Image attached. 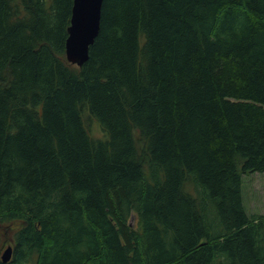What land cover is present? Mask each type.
Listing matches in <instances>:
<instances>
[{
    "label": "trees",
    "instance_id": "1",
    "mask_svg": "<svg viewBox=\"0 0 264 264\" xmlns=\"http://www.w3.org/2000/svg\"><path fill=\"white\" fill-rule=\"evenodd\" d=\"M73 1L0 0V264H264V0H104L80 67Z\"/></svg>",
    "mask_w": 264,
    "mask_h": 264
},
{
    "label": "water",
    "instance_id": "2",
    "mask_svg": "<svg viewBox=\"0 0 264 264\" xmlns=\"http://www.w3.org/2000/svg\"><path fill=\"white\" fill-rule=\"evenodd\" d=\"M104 0H74L65 54L67 60L82 66L89 58V49L94 44L99 31ZM12 256L11 246L0 253V260L8 262Z\"/></svg>",
    "mask_w": 264,
    "mask_h": 264
},
{
    "label": "rangeland",
    "instance_id": "3",
    "mask_svg": "<svg viewBox=\"0 0 264 264\" xmlns=\"http://www.w3.org/2000/svg\"><path fill=\"white\" fill-rule=\"evenodd\" d=\"M92 132L96 137L102 135L96 124L92 125ZM243 198L246 212L249 214H264V173L243 175ZM130 223L136 225L135 216Z\"/></svg>",
    "mask_w": 264,
    "mask_h": 264
},
{
    "label": "bare ground",
    "instance_id": "4",
    "mask_svg": "<svg viewBox=\"0 0 264 264\" xmlns=\"http://www.w3.org/2000/svg\"><path fill=\"white\" fill-rule=\"evenodd\" d=\"M10 208V207H9ZM50 243V242H49ZM40 249V248H39ZM97 259V258H96Z\"/></svg>",
    "mask_w": 264,
    "mask_h": 264
}]
</instances>
